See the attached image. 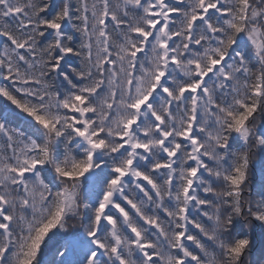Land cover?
<instances>
[{
  "label": "snow or ice",
  "instance_id": "1",
  "mask_svg": "<svg viewBox=\"0 0 264 264\" xmlns=\"http://www.w3.org/2000/svg\"><path fill=\"white\" fill-rule=\"evenodd\" d=\"M256 160L264 0H0V264H264Z\"/></svg>",
  "mask_w": 264,
  "mask_h": 264
},
{
  "label": "trees",
  "instance_id": "2",
  "mask_svg": "<svg viewBox=\"0 0 264 264\" xmlns=\"http://www.w3.org/2000/svg\"><path fill=\"white\" fill-rule=\"evenodd\" d=\"M262 168H264V165H262L260 160L254 161V182L256 185V191H259V184L262 179H264V171H262ZM259 230L257 231V251L256 256H259ZM255 258V257H254Z\"/></svg>",
  "mask_w": 264,
  "mask_h": 264
}]
</instances>
